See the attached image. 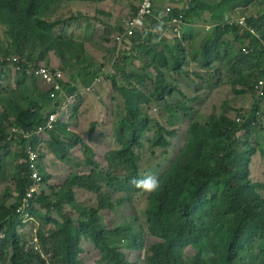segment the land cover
Listing matches in <instances>:
<instances>
[{"label":"trees","instance_id":"trees-1","mask_svg":"<svg viewBox=\"0 0 264 264\" xmlns=\"http://www.w3.org/2000/svg\"><path fill=\"white\" fill-rule=\"evenodd\" d=\"M78 1L80 0H0V27L9 30L8 35L13 41L12 44L6 43V50L0 48L1 57L6 60L27 59V62H21L20 67L25 73L22 72L24 75L17 81V86L27 91V70L40 69L41 61L48 55L57 54L64 65L62 70L73 68L75 62H88L85 44L76 41V36L61 34L56 48L50 44L56 30L64 32L65 27L77 23V18L68 14L72 15L70 7ZM235 1L237 0H223L210 4L203 0H190L186 9H174L169 18L164 17V24L183 18L184 27L198 24L214 26L213 33H210L202 45L198 63L204 69L211 70L217 63L224 61L225 69L234 76L236 82L233 92L236 95L253 93L264 101V88L260 86V82L264 81V11L261 8L264 7V0H247L248 4H257L262 13L257 18L247 20L246 26L241 23H226V12ZM137 13L138 10H135L134 16ZM87 22L97 21L87 19ZM86 25L87 38L89 25ZM123 30L125 27L120 32ZM144 32L137 33L131 60L137 59V53L143 54L145 68L155 73L150 96L139 90L120 87L116 81L118 79H113V90L121 93L126 109L118 137L121 148L110 159V166L103 168L93 159L94 153L87 146L89 148L84 157L93 170L86 174L73 173L57 192L56 202L46 193L36 199V205L29 211L32 217L43 218L45 225H56V229L50 233L40 234V249L37 250L24 245L19 232V228L24 225L19 211L33 183L27 149L30 145L39 149L38 144L47 137L52 153L66 160L68 150L73 145L63 142L64 138H69L70 131L66 123L62 122L54 130L35 138L32 144L19 135L10 136L13 128L23 129L28 133L37 131L51 115L57 113L63 98L55 100L49 93L41 92V101H32L29 107L8 98L0 113V174L7 167V178L13 181L15 189L8 187L5 197L0 200V262L7 259L10 264H85L79 257L84 252L82 242L86 240L102 252L105 264H138L130 257H134L133 252L138 254L141 249L144 233L135 231L136 223L133 218L128 221L127 226L113 229L101 224L98 216L100 212H115L118 206L129 202L126 197L114 202L104 189L108 187L110 192L127 193L141 191L131 183L133 179H143L140 157L135 148L142 146V140L151 130L152 122L142 105L160 103L173 96L178 89L167 82L165 73L179 75L183 73L186 63H189L187 50L179 39L174 47L167 45L161 52L162 46L153 42V34ZM229 37H234L235 44L225 45ZM240 45L244 50L239 53L236 46ZM247 51L253 52L247 54ZM131 60L125 59L127 65L123 67V75L129 85L133 86L131 80L143 83V77L136 74L129 78L125 76ZM5 66L7 63L0 64V71ZM95 69L96 66L93 65L88 71L94 70L97 75L99 71ZM119 72L121 71H117L116 77ZM250 73H253V78L247 76ZM144 74L148 75V72L144 71ZM95 79L93 78L92 84ZM68 87L69 85L64 84L66 91ZM71 91L75 93L78 90L74 88ZM179 93L185 97L184 93ZM20 98L21 101L32 100L29 96ZM260 104L259 101L251 114L249 112L244 125L227 113L212 117L206 125L200 120H194L190 124L187 144L179 158L159 179V190L149 193L147 208L143 212L148 232L156 238L150 249V264H187L184 261L186 251L191 247L199 249L205 239H210L218 264H239L245 256L248 259L247 254L252 248L260 249L257 264H264V195L261 193L264 183L253 181L251 170L258 152L264 158L263 145L251 146V136L263 110V104ZM171 111L174 113L176 110L171 108ZM155 130V137L150 139L152 148L170 147L169 138L177 136L176 130H169L161 124H157ZM64 135L67 137H63ZM242 135L247 138V150L240 147ZM40 170L46 186L52 187V176L47 174L44 167H40ZM115 170H123L125 173L120 177ZM75 188L98 194L99 205L92 209L83 208L76 201ZM65 201H69L80 216V225L71 216L63 214L62 205ZM38 205L49 212L62 213L63 222L50 215H43ZM192 258L188 264H210L202 251Z\"/></svg>","mask_w":264,"mask_h":264},{"label":"rangeland","instance_id":"rangeland-1","mask_svg":"<svg viewBox=\"0 0 264 264\" xmlns=\"http://www.w3.org/2000/svg\"><path fill=\"white\" fill-rule=\"evenodd\" d=\"M210 4H216L223 0H203ZM160 13L162 10L168 8L174 9H186L190 0H156ZM142 4L141 0H88L78 1L71 5L72 15L77 18V23H73L70 27H65L64 32L56 30L55 35L51 38V45L56 48L57 39L61 34L67 36L77 37L78 42L85 44V53L88 54V64L85 66L80 65L79 62L74 63L73 68L63 69L67 72L65 83L69 85L68 92H72V82H76L80 93V98L76 103L71 106V109L65 115L63 121L66 123L70 134L69 138H64L63 142L73 145L68 150L67 159L62 160L58 156H54L53 165L50 168L51 159L48 157L45 160V154L52 150L49 146L48 140L40 141L42 145L39 146L40 152V167H44L48 175H51L54 181L52 187H47L43 190L53 198V201H57L56 194L61 187L73 173H89L93 170L88 161L84 157V153L87 148L92 149L94 156L93 159L100 163L103 168L110 166V159L118 153L121 148V144L118 140L119 131H121V121L126 115V109L124 106V98L120 92L113 90V79L119 83L120 87H128V89L139 90L148 97L150 96V90L152 88V82L155 78L153 70L146 69L145 56L137 53V59L131 60L133 51L127 52L124 58H128L131 62L128 63V71L125 74L127 78L136 74L138 77H143V83L131 80L129 85L127 79L123 75L125 63L118 65L119 72L116 77H109L111 80L103 82L102 84L95 83L92 85L93 78L101 75V64H107V61L112 62L114 58L111 57V47L114 45V40L119 35L120 30L124 29L126 23L134 17L135 10H139ZM264 11V7H261ZM262 13L257 4H248L247 0H237L233 2L226 14L228 19L226 23L235 24L247 22L251 18H257ZM162 19V17H159ZM87 19L97 21L95 23H88ZM154 21L145 30L144 34H153V42L162 46L160 51L162 52L164 47L169 45L174 47L177 43L176 40L181 41L182 46L187 50L186 55L189 58V52L193 54L194 58L200 59L202 52V45L207 40L210 33H213L214 26L196 25L193 27V31L189 27L184 25L166 24L161 25ZM203 23L205 21H202ZM207 23V22H206ZM87 38L86 27L87 25ZM190 30V31H189ZM195 30V31H194ZM8 29L6 27H0V48L6 50V43L12 44L13 41L8 35ZM89 39V40H88ZM234 37L227 38L228 44H235ZM239 53L244 50V47L236 46ZM130 50V48H129ZM165 50V49H164ZM169 53H167L168 55ZM0 52V64H4L6 59L1 57ZM43 59L41 66H47L50 68H61L63 65L60 58L55 54L46 56ZM57 57V58H56ZM17 59L16 65L13 60ZM10 58L7 66L0 71V105H2V111L4 110L8 98L14 99L25 107L31 106L32 101H41V96L33 95L27 92L26 89L16 85L17 81L24 75L17 70V66H21V62H27L26 58ZM58 62V63H57ZM125 62V61H123ZM187 62H190L188 59ZM56 63V64H55ZM58 65V66H56ZM95 65L96 72L88 71L87 68ZM124 67V68H123ZM123 68V69H122ZM225 62L217 63L213 69H204L200 63H186L183 73L177 75L174 73L166 72V80L171 86H174L177 92L168 97L163 102H153L143 104L142 107L150 117L152 122L150 124L151 130H149L142 140V146H137L135 152L140 157V173L144 178L153 176L159 179L167 172L172 164L179 158L180 153L184 146L188 142L189 127L194 120H200L203 125L210 122L212 117H219L223 113H227L232 119L236 120L241 125H244L249 115L251 114L253 107L260 101L263 104V110L259 117V121L254 128V133L251 136V146L259 147L264 146V101L253 93L244 95H236L233 92L236 82L234 76L229 74L225 69ZM87 70V71H86ZM144 71L148 72V75L144 74ZM91 73L93 75H91ZM23 74V75H22ZM248 77L253 78V73L247 74ZM40 87L44 92L48 91L41 81L36 79H30L26 77L25 88L30 86ZM92 85V88L96 92L88 93L87 89ZM173 87V88H174ZM179 92L184 93L181 96ZM103 96L102 100L96 99L92 101L91 97L96 95ZM20 96H29L30 101H21ZM38 99H37V98ZM187 105V106H185ZM172 109L176 111L172 113ZM1 110V109H0ZM250 112V114H249ZM240 120V121H239ZM161 124L169 130H176L177 136L169 138L171 146L167 148H152L150 139H153L156 134L155 126ZM58 135H60L58 133ZM67 137V136H63ZM240 147L247 150L246 141L247 138L242 135L240 138ZM58 143V141L56 142ZM89 146V147H87ZM6 152L3 154L5 155ZM9 160V157H7ZM51 170V172L49 171ZM110 169V168H109ZM108 169V170H109ZM255 169V173H254ZM252 179L255 182L264 183V158L258 152L254 157V162L251 167ZM118 176L122 177L125 173L123 170H115ZM10 187L15 189L13 181L7 178V167H4L0 174V200L5 197L6 189ZM106 189L104 191L108 193L114 202H117L121 198H128L129 202L121 206H118L115 212L102 211L98 214L101 224L108 226V228H117L120 226H127L129 220L132 218L135 220L134 227L138 233H144L142 241V247L138 251V254L133 252L134 257L130 259L138 264H150V249L155 244L156 238L148 232L147 224L144 219V211L147 208L149 193L140 192H110ZM264 195V190H261ZM76 201L83 206V208L92 209L99 205V195L89 192L82 188H75ZM15 202V200H12ZM38 208L43 215H50L61 222H63V214L71 216L75 223L80 225V216L71 207L69 201H65L62 205L64 209L63 214L57 211L49 212L46 209H42L40 205ZM24 225L19 228L20 234H22L23 243L28 248L36 250L40 248L39 237L43 232L45 234L50 233L56 229V225H45L43 218L39 216L32 217L31 214L23 215ZM84 252L80 255V259L85 264H105L102 260V252L94 247L92 242L84 240L82 242ZM126 247V246H125ZM202 251L205 259L210 264H218L216 253L213 250L210 239H205L200 245V248H189L185 255L184 261L188 264L192 257ZM137 254V255H135ZM248 259L245 256L243 261L239 264H257L258 257L260 255V249L252 248L248 252ZM0 264H10L7 259L1 261Z\"/></svg>","mask_w":264,"mask_h":264},{"label":"built area","instance_id":"built-area-1","mask_svg":"<svg viewBox=\"0 0 264 264\" xmlns=\"http://www.w3.org/2000/svg\"><path fill=\"white\" fill-rule=\"evenodd\" d=\"M162 11L163 12L160 13L156 0H143L138 13L126 23L125 31L119 33L114 40V60L112 62H108V64L103 68V75L96 80V84L107 82L109 81V77H114L117 74L118 63L123 60L124 56L127 54L126 51L132 47L133 40L136 38L139 31H145L154 21H157L156 23L159 24H164V17L169 18L173 13V10L170 8ZM159 17H162V19ZM171 24L183 25V18H176L171 22ZM241 25L246 26V23L242 22ZM252 52L253 51H247V54ZM262 52L264 53V48L262 49ZM13 62H17V60H13ZM17 70L21 71V68L17 67ZM26 73L30 78L42 81L46 87L50 89L53 98H58L60 97L59 95H63L64 98L66 97L60 111L51 115L48 121L44 125L40 126L37 131L28 133L23 129L13 128L11 137L13 135H19L29 140L32 144L35 138L43 136L48 131L54 130L59 122L63 121L65 115L69 111L70 105L77 100L78 95L67 94L66 89L64 88L67 72L61 68L41 66L40 69H29ZM260 86L261 88H264V81L260 82ZM87 92H93V88H88ZM40 152L41 151L33 145H30L27 149L33 184L23 199V212L30 209L35 198L43 192L44 180L39 169Z\"/></svg>","mask_w":264,"mask_h":264},{"label":"clouds","instance_id":"clouds-1","mask_svg":"<svg viewBox=\"0 0 264 264\" xmlns=\"http://www.w3.org/2000/svg\"><path fill=\"white\" fill-rule=\"evenodd\" d=\"M125 28H126V25H125ZM125 30H123L122 32H124ZM121 33V32H120ZM137 36V35H136ZM135 40V39H134ZM134 40H133V43H132V47L130 48V50L128 49L127 50V52H129V51H133L134 50ZM114 46V45H113ZM110 53H111V57L113 58L114 56V54H115V51H110ZM125 59L126 58H123V60L122 61H120L119 63H118V65L120 64V63H125V62H123V61H125ZM9 60V59H8ZM8 60H6L5 61V63H8ZM15 60H17V59H15ZM108 62L109 61H107V64H108ZM14 64H15V62H13ZM107 64H102L101 65V75L100 76H96V79H95V85H97L96 84V80L98 79V78H100L102 75H103V68L107 65ZM118 65H117V71H118ZM17 67H20V66H17ZM21 68V67H20ZM20 72H24L25 73V71H23L22 70V68H21V71ZM28 76V75H27ZM28 78H30L29 76H28ZM30 79H33V78H30ZM36 80H38V79H36ZM109 81L111 80L110 78L108 79ZM40 81V80H39ZM42 82V81H41ZM43 83V82H42ZM93 83V84H94ZM44 84V83H43ZM64 84H66V83H64ZM92 84V85H93ZM102 84V83H101ZM92 85H90L89 86V88H92ZM46 87V86H45ZM47 88V87H46ZM48 89V93L51 95V98L52 99H55V100H60L61 98H63L62 99V101H61V106H60V108H59V110L58 111H60V109H61V107H62V105H63V103H64V101H65V99H66V97L64 98V96L63 95H59L60 97H58V98H53L52 97V94H51V92H50V89L49 88H47ZM95 91V89L93 88V92ZM67 92V91H66ZM93 92H88V93H93ZM67 94L68 95H74V94H77L78 95V98H77V100L74 102V103H76L77 101H78V99L80 98V93L79 92H75V93H71V92H67ZM74 103H72L71 105H70V108H69V110L71 109V106L74 104ZM57 111V112H58ZM60 123V122H59ZM62 123H65L64 121H62ZM39 169H40V165H39ZM40 173H41V170H40ZM41 175H42V173H41ZM42 177H43V175H42ZM31 178H32V173H31ZM33 181V180H32ZM131 183L137 188V189H140V190H142V191H144V192H147V193H152V192H156L157 190H159V188H160V183H159V181H158V179L156 178V177H153V176H149V177H146V178H144V179H139V180H137V179H133L132 181H131ZM33 184V183H32ZM31 187V186H30ZM46 188V184H45V182H44V186H43V190ZM30 189V188H29ZM29 191V190H28ZM42 194H43V192H42ZM41 194V195H42ZM41 195H39V196H41ZM38 196V197H39ZM37 197V198H38ZM37 198H35V200L33 201V205L31 206V208L34 206V205H36V199ZM22 208H23V202H22V207H21V209H20V214H21V216H23V215H29L30 214V209H28V210H26V211H22ZM23 219V218H22ZM1 237L3 238L4 237V235H1Z\"/></svg>","mask_w":264,"mask_h":264},{"label":"crops","instance_id":"crops-1","mask_svg":"<svg viewBox=\"0 0 264 264\" xmlns=\"http://www.w3.org/2000/svg\"><path fill=\"white\" fill-rule=\"evenodd\" d=\"M158 4V3H157ZM195 25H193V26H190L189 28H191V30L193 31V27H194ZM197 27V26H196ZM190 31V30H189ZM195 31V30H194ZM110 51H115V46H112L111 47V50ZM53 56H55V54H52ZM114 56V55H113ZM189 58L188 59H190V62L189 63H197L199 60H197L196 58H194V54H191L190 52H189ZM200 57V56H199ZM57 58V57H56ZM88 61V60H87ZM103 62H105V61H103ZM101 63V64H99L100 66L102 65V64H105V63ZM58 63V62H57ZM56 64V63H55ZM88 64V62L86 63V64H80V65H87ZM56 66H58V65H56ZM90 68V67H89ZM89 68H87V70L89 69ZM86 70V71H87ZM78 85L79 84H77L76 82H72V87L73 88H76L77 90H79V88H78ZM38 90H40V92L38 91ZM27 92H35V93H38V95L39 96H41L42 97V94H41V92H43V93H45V94H47L49 91H46V92H44L43 90H41V88L40 87H36V86H34V85H32V86H30V88H28V90H27ZM94 92H96V91H94ZM102 98H103V96L101 97L99 94L98 95H96V96H94V97H91V100L92 101H96V99H99V100H102ZM0 113H1V111H2V105H0ZM67 123V122H66ZM11 136V135H10ZM23 138V137H22ZM38 138V137H37ZM23 139H25V138H23ZM46 139H47V137H46ZM45 139V140H46ZM48 140V139H47ZM42 144V142H40V144H38L39 146ZM55 155L53 154V153H51V152H47V154H45V160L49 157L50 159H51V164H50V168L52 167V165H53V158H55L54 157ZM49 171L51 172V170L49 169ZM50 184L52 185V184H54V181H53V179H51V181H50ZM59 189H60V187H59Z\"/></svg>","mask_w":264,"mask_h":264}]
</instances>
